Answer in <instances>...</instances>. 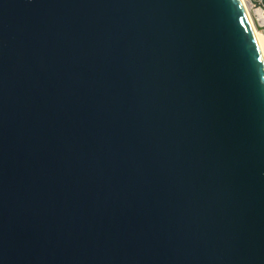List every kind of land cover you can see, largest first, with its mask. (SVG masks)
Returning <instances> with one entry per match:
<instances>
[{
	"label": "water",
	"instance_id": "water-1",
	"mask_svg": "<svg viewBox=\"0 0 264 264\" xmlns=\"http://www.w3.org/2000/svg\"><path fill=\"white\" fill-rule=\"evenodd\" d=\"M0 264H264L242 0H0Z\"/></svg>",
	"mask_w": 264,
	"mask_h": 264
},
{
	"label": "built area",
	"instance_id": "built-area-1",
	"mask_svg": "<svg viewBox=\"0 0 264 264\" xmlns=\"http://www.w3.org/2000/svg\"><path fill=\"white\" fill-rule=\"evenodd\" d=\"M242 2L247 10L255 34L262 40L264 48V0H242Z\"/></svg>",
	"mask_w": 264,
	"mask_h": 264
},
{
	"label": "bare ground",
	"instance_id": "bare-ground-1",
	"mask_svg": "<svg viewBox=\"0 0 264 264\" xmlns=\"http://www.w3.org/2000/svg\"><path fill=\"white\" fill-rule=\"evenodd\" d=\"M256 37H257L258 44H259V46H260V49H261L262 55H263V57H264L263 42H262V40L259 38V36H257V34H256Z\"/></svg>",
	"mask_w": 264,
	"mask_h": 264
}]
</instances>
